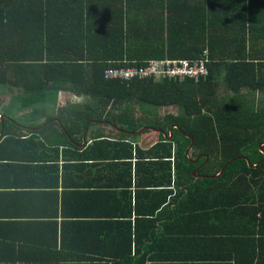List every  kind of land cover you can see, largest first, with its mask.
<instances>
[{
    "label": "trees",
    "instance_id": "1",
    "mask_svg": "<svg viewBox=\"0 0 264 264\" xmlns=\"http://www.w3.org/2000/svg\"><path fill=\"white\" fill-rule=\"evenodd\" d=\"M153 59L203 61L208 74L104 79L109 68ZM0 87L8 107L30 109L26 123L0 113V170L33 162L51 190L67 169L112 172L108 184L62 191V203L102 200L107 193L92 190L108 185L115 200L177 201L182 210L259 201L264 211V0H0ZM60 93L72 99L58 106ZM169 107L176 112L159 115ZM89 121L92 142L81 148ZM172 125L170 140L148 130ZM30 147L45 158H28Z\"/></svg>",
    "mask_w": 264,
    "mask_h": 264
},
{
    "label": "crops",
    "instance_id": "2",
    "mask_svg": "<svg viewBox=\"0 0 264 264\" xmlns=\"http://www.w3.org/2000/svg\"><path fill=\"white\" fill-rule=\"evenodd\" d=\"M91 142L90 134L79 145ZM41 152L30 147L28 158H45ZM18 163L30 167L0 170L2 264H264L259 201H206L200 203L203 209L190 205L182 210L177 201L135 200L134 185L133 199L115 200L114 189L102 185L92 190L107 193L102 200L62 203V191H85L84 183L108 184L112 172L87 167L72 174L67 169L64 185L60 172L59 185L51 190L48 172L32 170L33 162ZM59 165L61 170V155ZM43 191H56L58 199ZM62 222L70 230L62 233ZM115 222L123 228L115 230Z\"/></svg>",
    "mask_w": 264,
    "mask_h": 264
},
{
    "label": "built area",
    "instance_id": "3",
    "mask_svg": "<svg viewBox=\"0 0 264 264\" xmlns=\"http://www.w3.org/2000/svg\"><path fill=\"white\" fill-rule=\"evenodd\" d=\"M208 71L203 61L190 64L182 59H160L149 61L144 67L109 68L104 72V79L126 81L131 79L174 77L198 78L207 76Z\"/></svg>",
    "mask_w": 264,
    "mask_h": 264
},
{
    "label": "rangeland",
    "instance_id": "4",
    "mask_svg": "<svg viewBox=\"0 0 264 264\" xmlns=\"http://www.w3.org/2000/svg\"><path fill=\"white\" fill-rule=\"evenodd\" d=\"M71 99L72 98H70L68 94L60 93L57 99V105L61 106L63 105L65 101L71 100ZM10 100H11L10 94L0 87V113L2 112L9 119L11 118V119L18 120L19 122L26 123L27 120L25 118L29 117L30 109L20 111V107L13 106L14 104L8 107V105L10 104ZM166 112L175 113L176 109L169 107V108L158 110L159 115H163ZM105 130L108 131V129H105Z\"/></svg>",
    "mask_w": 264,
    "mask_h": 264
},
{
    "label": "water",
    "instance_id": "5",
    "mask_svg": "<svg viewBox=\"0 0 264 264\" xmlns=\"http://www.w3.org/2000/svg\"><path fill=\"white\" fill-rule=\"evenodd\" d=\"M4 117H5V116L0 117L1 131H2V128H3V119H4ZM5 118H6V117H5ZM56 121H58V120H56ZM92 122H93V121H89V122L87 123V127H86V130H85V133H84V139H86V137H87V130H88L89 124L92 123ZM173 129H177V130H179V127H178L177 125H172V126L169 128V130H167V133H166L167 136H166V134H165L162 130H160V129L149 128L148 130H150V131H154V132H157V133H160V134H162V136H163L164 138H167V140H170V139L172 138V135H173ZM143 130H145V129H144V128H141L139 131H137V132L134 133V134L140 133V132L143 131ZM0 136H1V133H0ZM192 144H193V141H191V144L189 145V147L187 148V151L185 152V156H186V157H187V153H188V151L191 150ZM263 146H264V143L260 144V151L264 154ZM245 159H246V158H245ZM199 160H200V158H198V159L195 160V161H191V162L194 164V163H197ZM206 161H207V159H206ZM263 161H264V158H263ZM230 162H231V161L226 162V163L220 168L219 172H218L216 175H214V176H212V177H210V178H217L218 176H220L221 173H222V171H223V169H224V167H225L228 163H230ZM248 164H249V163H248ZM249 165H250V164H249ZM193 176H194V179H195V180L199 178V176L196 174V171L193 172ZM204 178H208V177H204Z\"/></svg>",
    "mask_w": 264,
    "mask_h": 264
},
{
    "label": "bare ground",
    "instance_id": "6",
    "mask_svg": "<svg viewBox=\"0 0 264 264\" xmlns=\"http://www.w3.org/2000/svg\"><path fill=\"white\" fill-rule=\"evenodd\" d=\"M189 152V151H188Z\"/></svg>",
    "mask_w": 264,
    "mask_h": 264
}]
</instances>
